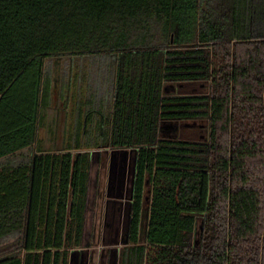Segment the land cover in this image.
I'll return each instance as SVG.
<instances>
[{
  "label": "trees",
  "instance_id": "trees-1",
  "mask_svg": "<svg viewBox=\"0 0 264 264\" xmlns=\"http://www.w3.org/2000/svg\"><path fill=\"white\" fill-rule=\"evenodd\" d=\"M104 54L112 111L84 123L97 139L81 146L77 133L61 153L0 167V240L19 234L0 264H68L89 151L106 145L136 153L119 264H264V0H0V160L36 143L45 59ZM179 81H206L208 94L168 96ZM198 117L201 156L161 137V122Z\"/></svg>",
  "mask_w": 264,
  "mask_h": 264
},
{
  "label": "rangeland",
  "instance_id": "rangeland-1",
  "mask_svg": "<svg viewBox=\"0 0 264 264\" xmlns=\"http://www.w3.org/2000/svg\"><path fill=\"white\" fill-rule=\"evenodd\" d=\"M115 57L113 55H84V56H60L49 57L44 61V79L50 86V104L49 110H46L47 119L44 124V130L60 133L62 129H73V121L75 113L85 111L86 104L82 105L87 98L91 104L97 108L98 98L106 102L107 95L112 90V82L114 76ZM209 84L206 81H179L166 84V92L168 96H206L208 94ZM80 103H82L80 105ZM92 106V107H93ZM91 109V108H90ZM207 120L202 117L196 119H172L161 122L163 132L160 134L165 139L188 143L190 147L196 149L195 156H201L207 137ZM45 131L40 130V137H44ZM53 137V136H51ZM55 139L59 135L55 134ZM60 138V137H59ZM81 140V146L88 145L87 142L95 141L96 137H85ZM97 139V138H96ZM90 144V142H89ZM73 141H39L32 148L25 149L14 157L0 160V167L7 164L15 165L18 162H24L30 157V154L36 149L54 150L73 147ZM124 150L129 156L134 155L135 150L132 148H120L103 146L101 148L90 150V159L94 162L100 160L106 151ZM97 165V164H95ZM131 166V164H129ZM132 166L126 167L127 176L132 174ZM93 172H95L93 168ZM96 192V188L93 189ZM148 190L146 188V196ZM97 200V199H95ZM98 206L91 205L88 207L89 218L93 219V226L99 217L96 214ZM119 209V208H118ZM120 212L116 215L102 214L104 220H115L112 225V236L110 237H86L83 240L82 248H90L99 252V262L106 264H117L121 262L124 247H129L127 236L124 231V206L120 208ZM112 219V221H114ZM105 222L103 221V224ZM110 224V222H109ZM146 224L145 213L142 220V229ZM94 229L92 233H94ZM19 240V234H14L0 240V255L13 249ZM84 250H79L74 256L80 257L84 255ZM95 253V252H94ZM91 256V255H90ZM96 256V253H95ZM106 257V258H105Z\"/></svg>",
  "mask_w": 264,
  "mask_h": 264
},
{
  "label": "crops",
  "instance_id": "crops-1",
  "mask_svg": "<svg viewBox=\"0 0 264 264\" xmlns=\"http://www.w3.org/2000/svg\"><path fill=\"white\" fill-rule=\"evenodd\" d=\"M115 72V67H114ZM114 77L113 76V82H112V90L107 95L106 102L101 101L100 98H98V102L96 103L97 108H95L89 101V98H87V101H85L83 104L80 103V105L86 104L85 111L82 113L79 111L78 113H75L74 121H73V129L67 130L62 129L60 133H54L53 131L47 132V130H44V124L47 119V114L45 113L46 110H49V104L47 106L41 107L40 112V119L38 121V130L36 135V142L39 141H75L77 140L76 134H80V138L78 140H85L84 135V123L86 119V115L88 111L92 110H100L102 111L101 114H93L92 117L95 120H99L102 117L108 118L110 112L112 111L113 107V96H114ZM50 101V98H49ZM93 106V107H92ZM91 108V109H90ZM77 126H80L79 130L77 129ZM40 130L45 131L44 137L39 138ZM55 134L59 135L58 138L55 139ZM53 136V137H51ZM62 149H54V150H44V149H36L34 153L36 154H44V153H61ZM33 153V152H32ZM30 154V156L32 155ZM75 153V152H73ZM90 153V151H89ZM92 158V156L90 155ZM100 160H97L96 162L92 161L90 159V169H89V181H88V194H87V204H86V212H85V221H84V232H83V240L86 237H110L112 236V225L116 224L114 223L115 220L111 218V220L107 219L104 220L102 218V214L105 213L106 215H116V213H122L120 212V208L124 206V213L126 212V216L124 218V231L125 235L128 237V230H129V219H130V206H131V195H132V184H133V177H134V167H135V160H136V153L134 155L129 156V153L124 150H111L106 151L105 155L100 157ZM28 160V159H27ZM25 160L24 162H26ZM97 164V165H95ZM132 166V174L131 176H127L126 174V167ZM93 168L95 172H93ZM96 188V192L93 189ZM97 199V200H95ZM97 205V211L96 214L99 217L96 220L95 225L93 226V219L89 218V210L88 207L91 205ZM119 208V209H118ZM112 219L114 221H112ZM103 221L105 222L103 224ZM110 222V224H109ZM94 229V233H92V230ZM82 246V245H81ZM81 246L73 248L69 251L68 255V264H106V262H99L98 257V250L97 252L93 249L92 251L90 248H82ZM79 250H84V255H80L78 257ZM77 252V255L74 256V254ZM96 256H95V253ZM91 255V256H90ZM106 258V257H105ZM119 264V263H117Z\"/></svg>",
  "mask_w": 264,
  "mask_h": 264
}]
</instances>
